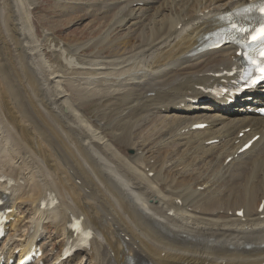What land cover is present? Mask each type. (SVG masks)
Listing matches in <instances>:
<instances>
[{"label":"bare ground","instance_id":"1","mask_svg":"<svg viewBox=\"0 0 264 264\" xmlns=\"http://www.w3.org/2000/svg\"><path fill=\"white\" fill-rule=\"evenodd\" d=\"M39 1L0 0V262L26 250L45 264L264 262V87L237 105L216 96L237 78L239 47L204 48L257 0H56L67 12L51 30L98 25L51 44ZM74 217L94 237L62 259Z\"/></svg>","mask_w":264,"mask_h":264},{"label":"rangeland","instance_id":"2","mask_svg":"<svg viewBox=\"0 0 264 264\" xmlns=\"http://www.w3.org/2000/svg\"><path fill=\"white\" fill-rule=\"evenodd\" d=\"M55 3L56 0H40L37 6H35V8L32 9L35 18V23L39 33H43L48 29L52 31L54 34L46 39V41L49 44H51L54 41H57L56 40L57 38H60L65 42H69V41L74 43L81 42L83 40H86L92 34L91 31L97 30L96 29L98 25L97 21L96 20L91 21L90 19L96 17H90V16L81 19L78 23H72L71 19H68V21L62 19L58 21L59 23L62 24V26H59V28H55V30L54 29L51 30L48 26L50 24L56 23L55 21H57L60 17H62V15L64 16V14L67 12V11L65 12L61 10L60 11L56 10L54 8ZM75 11H84V10H75ZM88 13H90L91 15L93 12H88ZM43 15H46L44 19L45 18L48 19L47 23L46 22L43 23V21H40ZM78 15H80V12H75L71 16L77 17ZM129 152L130 151L127 150L126 148V153ZM50 231H51L50 234L52 233L53 236L56 235V231L54 228L50 227ZM55 247H57V244L50 247L49 254L55 251Z\"/></svg>","mask_w":264,"mask_h":264},{"label":"snow or ice","instance_id":"3","mask_svg":"<svg viewBox=\"0 0 264 264\" xmlns=\"http://www.w3.org/2000/svg\"><path fill=\"white\" fill-rule=\"evenodd\" d=\"M260 11L264 13V4H261ZM244 31H248L244 29ZM252 41L264 40V24H261L258 29H253L251 33ZM260 55L264 57V50L260 52ZM253 63L258 66L259 72L261 73V78H264V62L253 60Z\"/></svg>","mask_w":264,"mask_h":264}]
</instances>
